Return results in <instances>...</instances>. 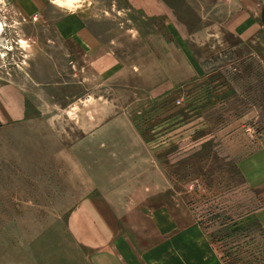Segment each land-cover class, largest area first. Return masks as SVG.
Returning a JSON list of instances; mask_svg holds the SVG:
<instances>
[{"label": "rangeland", "instance_id": "1", "mask_svg": "<svg viewBox=\"0 0 264 264\" xmlns=\"http://www.w3.org/2000/svg\"><path fill=\"white\" fill-rule=\"evenodd\" d=\"M263 4L0 0V264H87L86 197L138 250L166 217L264 258V34L231 31Z\"/></svg>", "mask_w": 264, "mask_h": 264}, {"label": "crops", "instance_id": "2", "mask_svg": "<svg viewBox=\"0 0 264 264\" xmlns=\"http://www.w3.org/2000/svg\"><path fill=\"white\" fill-rule=\"evenodd\" d=\"M248 17L245 19L249 22L245 20L241 26L231 30L245 42L256 38L257 33L264 34V4L254 17ZM261 152L264 153V151L259 153ZM100 208L102 207L97 201L86 197L85 200L71 207L66 219L74 222L75 219L87 217L92 221L94 231L82 240V250L83 254L87 255L85 261L87 264H224L209 239L198 228L196 231L193 226L191 228L193 232L187 234L186 229H180L176 223L170 222V219L166 217H163L161 221V237L155 243L151 241L145 249L138 250L126 235L120 233L114 236L109 235L108 224L115 221L111 214L107 215L109 216L107 218ZM101 212L104 216L100 214ZM100 216L104 217V221L100 220ZM261 219L262 217L260 221L264 225ZM172 227L176 232L171 234ZM175 245L178 246V252L172 255L171 247ZM189 251H192L193 255H190ZM175 256L177 258H174Z\"/></svg>", "mask_w": 264, "mask_h": 264}, {"label": "trees", "instance_id": "3", "mask_svg": "<svg viewBox=\"0 0 264 264\" xmlns=\"http://www.w3.org/2000/svg\"><path fill=\"white\" fill-rule=\"evenodd\" d=\"M211 224L214 225V221L211 222ZM199 225L202 226L203 223L199 222ZM237 226H238V224L236 222L233 223V221H230L229 223H227V222L220 223L219 227L223 228L224 235L222 234L221 237L211 236L212 241H216L217 243H222L225 239H229L230 236H233V235H235L241 231V228H238ZM257 228L258 227L255 225L251 231L254 232L255 230H257ZM246 237H249V236L246 235L245 238ZM251 252L252 251H247L245 253L246 255H249V257H250L249 260L247 261V264H264V258H256L255 254L251 253ZM251 259H253V260H251Z\"/></svg>", "mask_w": 264, "mask_h": 264}, {"label": "bare ground", "instance_id": "4", "mask_svg": "<svg viewBox=\"0 0 264 264\" xmlns=\"http://www.w3.org/2000/svg\"><path fill=\"white\" fill-rule=\"evenodd\" d=\"M0 32H1V27H0Z\"/></svg>", "mask_w": 264, "mask_h": 264}]
</instances>
